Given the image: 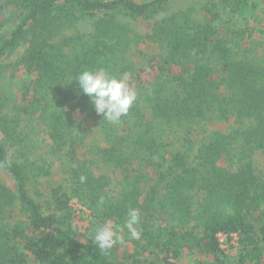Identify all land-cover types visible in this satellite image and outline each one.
I'll use <instances>...</instances> for the list:
<instances>
[{"label":"trees","instance_id":"trees-1","mask_svg":"<svg viewBox=\"0 0 264 264\" xmlns=\"http://www.w3.org/2000/svg\"><path fill=\"white\" fill-rule=\"evenodd\" d=\"M174 1L0 0V170L15 185L0 180V264H127L117 245L101 252L94 241L106 222L134 264L194 251L223 264L219 233L238 236V264L264 245V24L254 16L264 21V0H209L190 12ZM132 21L151 30L138 34ZM99 68L135 86L119 123L75 83ZM86 124L102 144L85 143ZM41 164L65 179L46 206L32 192L50 175ZM72 198L95 222L74 227ZM129 208L141 214L138 239L124 227Z\"/></svg>","mask_w":264,"mask_h":264},{"label":"rangeland","instance_id":"rangeland-1","mask_svg":"<svg viewBox=\"0 0 264 264\" xmlns=\"http://www.w3.org/2000/svg\"><path fill=\"white\" fill-rule=\"evenodd\" d=\"M250 2L253 0H249ZM209 2V0H175L174 4H172V9H177V10H187V11H198L203 5L207 4ZM254 16H257L256 19V23L257 22H262V24H264V21H261L258 17H262L263 16V12H260L259 10L256 11V13L254 14ZM242 24V23H240ZM244 24V23H243ZM130 27L131 29L138 33V34H146L151 30V23L149 22H144V21H132L130 22ZM258 25V24H257ZM245 25H243L242 27H244ZM254 36L253 38L258 39V37L262 36L261 32H256L253 33ZM66 35H70V33L68 32ZM257 36V37H256ZM259 40V39H258ZM144 49V48H142ZM21 54V51L18 50L16 51L12 57L8 58L7 60H4V64L3 65H8L9 63L14 62ZM149 54L151 55V53L149 52ZM136 55H139L138 53ZM141 57V56H140ZM137 58V57H136ZM9 78L4 79L3 84H5L4 86L8 89L10 88V82H8ZM13 89V88H11ZM14 91H12V93H9L10 95L14 94ZM90 131L89 132V137H90V141L89 142H85L87 143H97V144H102L104 137H103V132L100 130V128L95 127V126H90L88 124L85 125ZM33 129V128H32ZM26 134L30 136V139L35 141V132H33V130H25ZM88 141V140H87ZM40 145L44 144L45 138L43 136H40L39 139ZM44 147V146H43ZM47 148V147H46ZM45 148V149H46ZM40 153V152H39ZM43 168H45L46 170H48L50 172V175L47 176H42L38 179V181L34 184H32V192L33 195L37 194V199L40 201V203L42 204V206H46L49 201V197L51 195V193L53 192V190L55 189L57 184H62L65 180L63 177L64 175L61 173V169L59 167V165H54L52 168L47 167V164H41ZM63 175V176H62ZM0 180L3 181L12 191L15 190V185H14V181L12 180V178L10 177V175L5 172L0 170ZM48 199V200H47ZM71 205V214L74 215H80V216H76L74 218V227L77 226L76 221L79 220V218H85V223L86 224H92V222H95L96 219H94L93 214H90V211H87L85 208L86 206L82 205V203L80 201H78L77 198H72L70 203ZM15 217L19 216L22 217V214H20L18 211H14ZM90 214V215H89ZM73 219V218H72ZM73 222V221H72ZM122 236V235H121ZM125 244V243H124ZM124 244H116L117 245V254L119 256H121L122 258H124L127 261V264H134L133 259L129 258L128 253L127 254H123L124 250H125V245ZM116 245H114L116 247ZM126 251L130 250L131 251V246L129 244L126 245ZM224 254V253H223ZM227 254V255H226ZM243 251L240 247L239 242L237 243V246L232 245L226 252H225V256H227V258H225L223 262V264H238V260L239 257L242 256ZM253 256H254V260L250 261V260H245L244 264H257L258 262L264 263V245L263 244H259L257 246L256 249H254L253 251ZM257 261V263H256ZM258 263V264H261ZM172 264H220L215 262L213 259H209L207 258V256L200 254V252L198 251H194V253L190 254V255H181L176 261L174 260L172 262Z\"/></svg>","mask_w":264,"mask_h":264},{"label":"clouds","instance_id":"clouds-1","mask_svg":"<svg viewBox=\"0 0 264 264\" xmlns=\"http://www.w3.org/2000/svg\"><path fill=\"white\" fill-rule=\"evenodd\" d=\"M75 83L80 92L89 97L95 112L110 123H119L137 99L135 86L130 83L128 73L117 77L103 68L95 71L83 70L76 77ZM80 180L83 183L86 177L81 176ZM140 221V212L129 208L124 227L132 239H138L141 235ZM119 233V227L106 222L95 227L94 241L101 252H106L116 244H124L125 241Z\"/></svg>","mask_w":264,"mask_h":264},{"label":"built area","instance_id":"built-area-1","mask_svg":"<svg viewBox=\"0 0 264 264\" xmlns=\"http://www.w3.org/2000/svg\"><path fill=\"white\" fill-rule=\"evenodd\" d=\"M216 239H217L218 248L224 254L232 245L237 246V243L239 242L238 236L236 234L226 235L219 233L217 234Z\"/></svg>","mask_w":264,"mask_h":264}]
</instances>
